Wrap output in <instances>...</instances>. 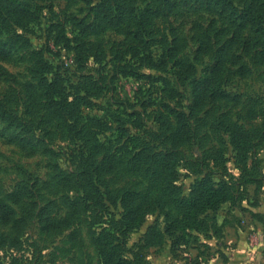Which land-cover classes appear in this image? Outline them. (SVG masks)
<instances>
[{
    "label": "rangeland",
    "instance_id": "obj_1",
    "mask_svg": "<svg viewBox=\"0 0 264 264\" xmlns=\"http://www.w3.org/2000/svg\"><path fill=\"white\" fill-rule=\"evenodd\" d=\"M141 1L146 4L152 0ZM240 1L243 0H236V3ZM180 3L177 14L170 15L167 20L157 18L151 27L156 38L167 33L185 39L183 54L194 59L195 77L201 78L210 71L214 52L229 36L226 33L215 35V26L211 27L209 37L214 39L205 54L199 50V36L203 29L198 25L206 27L214 20L218 27L226 22L225 16L213 14V17L205 11L206 7L190 0H181ZM37 4L38 10L27 26L26 22L25 25L8 20L2 23L4 19H0V99L10 100L12 109L21 118L30 117L31 128L35 131L33 135L22 134L31 141L32 147L21 149L15 140L11 141L21 128L16 129L15 125H9L0 117V200L10 204L16 218L24 219L18 226L0 223V264H100L92 238L93 229L86 216L73 223V218L66 215L65 196L75 198L79 193L62 189L54 177L56 169L69 171L72 168L69 158L74 144L68 136L67 123L62 119L61 126H55V119L50 120L47 113L46 98L42 102L45 118L41 123L39 114L36 118L35 107L26 108L30 102L25 101L27 95L23 89L30 87L34 89V95L42 94L47 82L43 79L52 76L40 68L41 61L45 60L51 65L52 73L58 71L57 65L60 67L67 90H72L78 83L89 87L91 82H97L101 90L93 88L92 92L99 94L95 101L115 110L121 109L118 103L122 101L136 100L133 99L134 91L143 80L124 76L109 63H103L111 50L110 62L115 61V51L123 40L120 33L111 29L87 28L83 34L84 26L95 23L90 3L50 0ZM82 39L91 44L87 59L79 65L74 47ZM102 50L106 51V57L95 58ZM230 53H236L235 42ZM247 53L241 56L239 63H230L228 67L224 89L227 97L216 100L208 113L198 114L200 119L196 117L198 126L193 140L177 149L181 158L177 183L182 187V195H188L193 180L208 172L214 181L229 180L236 190V199L223 203L216 211L202 214L200 217L205 223L202 230L177 232L174 238L166 237L161 246L143 248L142 255L147 264H233L227 257L230 254L236 257L238 242L244 254L240 264H264V51L257 52L250 47ZM9 92L12 96L7 98ZM242 107L244 110L241 111ZM148 113L146 111L145 122L151 127ZM225 121L256 131L257 138L246 163L247 171H254L256 182L243 184L240 181L242 170L234 161L235 151L230 138L219 124ZM218 151H222L226 158L223 165L207 160ZM134 171L139 173L138 176H126V173L109 175L110 187L137 185L147 191L143 186L148 187L151 183L140 176V170ZM152 190L155 191V187ZM23 195L18 204L13 202ZM164 210L171 217L181 213L170 204H166ZM165 212L156 210L149 214L143 227L129 234L125 250L142 244L145 226L152 223L163 226ZM47 216L52 218L48 220L50 224L43 221Z\"/></svg>",
    "mask_w": 264,
    "mask_h": 264
},
{
    "label": "trees",
    "instance_id": "obj_2",
    "mask_svg": "<svg viewBox=\"0 0 264 264\" xmlns=\"http://www.w3.org/2000/svg\"><path fill=\"white\" fill-rule=\"evenodd\" d=\"M47 1L50 0H0V19H4L2 23L6 20L26 22L27 26L38 10L37 2ZM66 1L73 3L75 0ZM80 1L90 3L95 22L84 26L83 34L87 28L111 29L123 36L121 47L113 57L115 61L109 59L112 50L107 57L105 50L99 51L95 58L104 56L103 63H109L117 73L143 80L134 91L133 99L136 100L122 101L118 103L121 109L115 110L110 105L97 104L95 99L99 94L92 92L93 88L100 89L97 82H91L89 87L78 83L72 90H67L60 67L57 65L58 71L52 73L51 65L42 60L40 68L52 76L42 77L47 82L40 96L34 95L33 88L23 89L27 95L25 101L30 102L26 108L35 107L36 118L39 114V121L43 123L42 102L46 98L47 113L50 120L55 119V126H61L62 119L67 123L68 136L74 144L69 158L72 168L69 171L56 169L54 177L62 189L79 193L75 198L65 196L66 215L73 218V223L86 216L93 229L99 263L147 264L142 255L143 248L161 246L166 237L174 238L177 232L202 230L205 227L200 217L202 214L216 211L223 203L236 199V190L229 180L214 181L208 172L193 180L188 195H182V187L177 183V167L181 159L177 149L193 140L198 126L196 117L200 119L198 114L208 113L216 100L227 97L224 89L230 63H239L250 47L257 52L264 51V0H243L239 4L236 0H190L206 7L205 11L211 16H225L226 20L218 27L214 20L206 27L198 25L203 29L199 36L201 52L208 53L209 43L214 39L209 37L211 27L215 26V35L226 33L229 36L214 52V64L201 78L195 77L194 59L183 54L185 39L167 33L156 38L151 27L155 19L167 20L170 15L177 14L181 0H152L146 4L141 0ZM234 42L236 53H230ZM90 44L84 43L83 39L77 41L74 49L79 65L87 59ZM88 77L91 80L92 76ZM6 96L10 98L12 94L9 92ZM146 111L151 118V127L145 122ZM0 117L9 125H15L16 129L21 128L11 141L15 140L21 149L32 147L31 141L22 136L35 133L30 117L21 118L12 109L11 101L3 99H0ZM219 124L235 151L234 161L242 170L240 181L243 184L256 182L254 171L246 169L248 153L257 138L256 131L231 121ZM207 160L223 165L226 158L222 151H218ZM134 170H140V176L151 183L148 187L143 186L147 191L137 185L110 187L109 175L126 173V176H138ZM24 196L13 202L18 204ZM1 201L0 223L21 225L24 219L16 218L10 204ZM166 204L174 205L181 211L180 215L171 217L164 210ZM156 210L165 212L164 225L160 227L152 223L145 226L142 244L126 251L129 234L141 229L146 217ZM41 211L39 215L43 218ZM49 219L52 220L47 216L43 220L45 224H50Z\"/></svg>",
    "mask_w": 264,
    "mask_h": 264
},
{
    "label": "crops",
    "instance_id": "obj_3",
    "mask_svg": "<svg viewBox=\"0 0 264 264\" xmlns=\"http://www.w3.org/2000/svg\"><path fill=\"white\" fill-rule=\"evenodd\" d=\"M241 255L244 256L243 254V249L240 246V243L238 242V246H237V251H236V257H232L231 254L228 255L227 259L232 262L233 264H240L242 259H241ZM243 258V257H242Z\"/></svg>",
    "mask_w": 264,
    "mask_h": 264
}]
</instances>
